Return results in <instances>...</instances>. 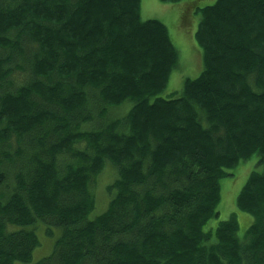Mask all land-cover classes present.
<instances>
[{
  "label": "trees",
  "instance_id": "1",
  "mask_svg": "<svg viewBox=\"0 0 264 264\" xmlns=\"http://www.w3.org/2000/svg\"><path fill=\"white\" fill-rule=\"evenodd\" d=\"M202 1L183 22L203 69L162 96L177 51L141 0H0V264L30 261L40 223L57 237L34 264H264V0ZM254 154L241 241L234 215L208 224Z\"/></svg>",
  "mask_w": 264,
  "mask_h": 264
},
{
  "label": "rangeland",
  "instance_id": "2",
  "mask_svg": "<svg viewBox=\"0 0 264 264\" xmlns=\"http://www.w3.org/2000/svg\"><path fill=\"white\" fill-rule=\"evenodd\" d=\"M188 0H182L177 3H164L160 0H141V18L158 19L162 21L169 32L172 45L177 51L176 66L170 73L166 89L161 93L166 96L174 91H180L186 79H194L197 77L202 69V53L195 42L194 32L196 30L199 16L192 9V16L189 21L183 22L184 8ZM206 1V2H205ZM200 2L199 7L213 3L215 0H205ZM131 102H125L118 109L113 111V114L123 116L130 108ZM118 116V117H119ZM258 160L257 154L252 155L248 160L240 163L235 169L230 172L233 176H225L220 179L221 199L218 203V217L212 218L209 221V226H214L218 221L231 218L234 215L238 223L237 236L242 241L245 237L246 231L253 222V217L247 213L241 212L236 208V197L248 178L249 174L258 169L256 162ZM114 179V175L110 176V171L105 170L98 178L96 185V194L100 200L90 213V218L103 212L107 206L109 195L106 191V185L110 184ZM107 201V202H106ZM106 203V204H105ZM30 229L31 227H26ZM20 226H9L10 231L19 230ZM46 226L43 223L38 224L34 232L38 237L39 246L33 251V255L29 262H14L13 264H34L39 259L48 256L53 247L54 239L57 237V229L51 228L53 236L45 234Z\"/></svg>",
  "mask_w": 264,
  "mask_h": 264
},
{
  "label": "bare ground",
  "instance_id": "3",
  "mask_svg": "<svg viewBox=\"0 0 264 264\" xmlns=\"http://www.w3.org/2000/svg\"><path fill=\"white\" fill-rule=\"evenodd\" d=\"M141 11V10H140Z\"/></svg>",
  "mask_w": 264,
  "mask_h": 264
}]
</instances>
